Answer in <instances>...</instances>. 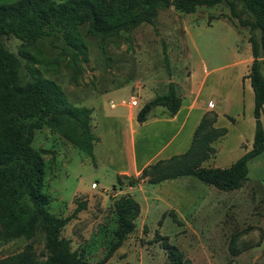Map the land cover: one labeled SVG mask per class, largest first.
I'll return each instance as SVG.
<instances>
[{"label": "rangeland", "instance_id": "374dc122", "mask_svg": "<svg viewBox=\"0 0 264 264\" xmlns=\"http://www.w3.org/2000/svg\"><path fill=\"white\" fill-rule=\"evenodd\" d=\"M232 1L240 16L249 19L239 1ZM197 10L210 19L215 15L223 16L228 7L220 3ZM157 12L152 25L142 23L130 31H120L102 39L90 33L86 24L79 25L81 52L66 43L62 32H53L30 44L12 35H2L0 42L19 59L20 83L32 80L31 69H34L35 76L53 80L66 99L75 104L86 103L104 85L111 83L118 87L111 94L112 100L117 102L131 93L138 94L134 80L144 82L151 76L164 80L170 78L171 69L174 75L183 77V14L171 7ZM232 21L236 20L232 18ZM219 30L215 28L216 32L209 39L215 59L222 60L218 63L224 65L229 59L222 54L229 47L220 41ZM260 72L264 78V63ZM212 80L207 81V86ZM236 82V73L226 72L221 90L233 91L236 102L230 115L239 112L243 120L239 118L237 126H232L222 119L221 122L228 125V133L216 140V152L204 160L208 164L205 167H226L242 155V148H250L247 141L240 142L252 140V113L251 109L243 107L244 98L241 91L237 92ZM91 103L95 109L89 125L101 137L94 149L101 161L99 167L93 166V160L46 126L35 130L31 141L32 148L43 159L41 191L48 197L47 211L57 219L66 220L59 237L69 239L71 249L82 248V258L88 264H170L157 233L166 236L191 264H264V152L248 162L247 179L238 189L220 190L193 175L179 176L174 185L150 184L143 179L129 185L126 176H117V180L110 171L112 164L119 162L122 144L120 124L103 115L110 111L109 99L101 94ZM260 119L264 131V112ZM143 136L141 128L135 137L139 151L143 149ZM159 142L151 140L146 149L154 151ZM140 182L145 183L136 186ZM160 193H164L171 208L166 207V201L157 199ZM122 194L131 195L139 204L135 227L111 256L100 263L114 240L116 215L112 203ZM78 202L84 203V208L73 214ZM169 211L174 213V220ZM44 242L45 233L41 228L30 239L18 237L4 241L0 238V259L30 243L37 260L42 261L47 255Z\"/></svg>", "mask_w": 264, "mask_h": 264}, {"label": "trees", "instance_id": "16d2710c", "mask_svg": "<svg viewBox=\"0 0 264 264\" xmlns=\"http://www.w3.org/2000/svg\"><path fill=\"white\" fill-rule=\"evenodd\" d=\"M243 19L232 0H14L0 2V37L12 35L34 43L53 32H62L67 44L78 52L83 44L78 26L86 24L88 31L100 39L120 31H130L138 25L154 24L159 9L173 8L183 14L197 7H212L226 3V18L237 27H246L252 60L247 77L253 94L254 129L250 148L226 167H205L201 163L215 154L213 141L226 133L215 127V113H204L193 130L188 148L177 155L147 164L138 176H126L129 185L138 180L154 184L179 176L193 175L220 190L240 188L247 179L248 162L264 152V132L260 120L264 109V78L260 60L264 58V0H238ZM234 18L236 21H232ZM20 62L17 56L0 42V238H32L38 229L45 233L47 252L38 261L30 243L0 259V264H88L83 249H71L69 239L59 237L66 220L57 219L47 211L48 197L43 186V159L31 146L34 131L42 126L61 136L86 157L93 160L96 140L89 125L91 109L70 103L60 87L47 78L34 75L32 80L19 82ZM180 105L171 81L164 93L155 95L136 112V120H144L154 106H163L174 114ZM119 180V177H117ZM116 218L114 240L100 260L105 262L135 227L140 208L129 194H122L112 203ZM84 208L78 202L73 214ZM174 220V213L169 211ZM161 220V218H160ZM160 220L158 224H160ZM156 237L170 264H191L182 252L168 242L166 236Z\"/></svg>", "mask_w": 264, "mask_h": 264}, {"label": "crops", "instance_id": "0c3cea01", "mask_svg": "<svg viewBox=\"0 0 264 264\" xmlns=\"http://www.w3.org/2000/svg\"><path fill=\"white\" fill-rule=\"evenodd\" d=\"M218 5L219 4L212 7ZM197 8L192 13H182L181 35L184 52L181 62L184 71V73H182L183 77H178V74L174 75L171 69L170 78L165 77L164 80L157 79L156 76H151L144 80V82L138 79L134 80V88L138 94L131 93L128 95V98L121 99L117 102L112 100L111 94L118 87L110 83L109 85H104L103 88L93 97L89 98L86 103H72L76 106L90 108L91 113L89 121H91L95 109L94 104L91 103L92 100L101 94L109 99L110 111L104 112L103 115L112 122L120 124V139L122 144V148L119 151V162L112 164L106 161V163L112 164L113 167L109 165L112 169L110 170L108 167L107 169H109L116 178L117 176L136 177L139 175L140 170L147 164L158 159H166L172 155L184 152L190 144L194 128L204 113H215L216 116L213 125L226 129V133L222 137L228 133V125L221 122L223 121L222 119L230 123L229 125L233 126L234 124L237 126V120L239 118L243 120L244 116L239 112L236 115H230V109L236 101H233V91L221 90L223 84L226 82V72L236 73L237 92L239 93V91H241L242 97L244 98L243 107L248 109V111L251 109L252 113L253 94L247 77L252 56L250 45L247 41V28L232 25L226 18V15H228L227 11L224 12L223 16L215 15L208 19L206 16L204 17L202 12L197 10ZM215 28L220 29L218 32L220 41L226 43L229 47L227 52L222 54L223 57H228L229 59V62L224 65L218 63L222 60L218 61L215 59L216 54L215 51L212 50V44H210L212 41L209 38L216 32ZM219 58L222 59L221 57ZM263 63L264 58L260 60V68L262 70ZM178 71L180 70L178 69ZM209 79H213V82L210 86H207L206 83ZM169 81L173 83L175 93L180 98L178 110L174 114H170L163 106H154L147 112L144 120L138 122L136 120L137 110L155 95L164 93ZM216 89H219L221 92ZM131 95L137 96L138 104H140L139 107L130 106L128 104ZM238 103H240V95ZM262 112H264V109ZM260 120L262 122V119ZM90 127L93 132L91 125ZM141 128L144 130V136L142 137L143 141L141 142L143 149L139 151L135 146V137ZM93 134L96 137L92 148L93 166L97 168L99 164H101V161L96 157L94 149L95 145L100 142L101 137L94 132ZM154 139L160 141L159 145L154 148V151H152V149L147 150L146 146H148V143L151 144V140ZM216 140L212 143L214 148ZM246 141L251 144L252 140H241L240 143L243 144ZM247 149L248 148H242V154ZM201 165L207 166L208 164L206 161H203ZM177 178L178 177L167 179L159 183L161 185L168 183L174 185L177 184L174 183ZM142 183L144 184L145 182L137 183L136 186ZM164 193H160L157 199H162L167 202ZM147 202L149 203V200H147ZM166 207L171 208L172 206L167 202Z\"/></svg>", "mask_w": 264, "mask_h": 264}, {"label": "built area", "instance_id": "2783aa9c", "mask_svg": "<svg viewBox=\"0 0 264 264\" xmlns=\"http://www.w3.org/2000/svg\"><path fill=\"white\" fill-rule=\"evenodd\" d=\"M128 104L130 106H137L138 101H137V96L136 95H131L128 101Z\"/></svg>", "mask_w": 264, "mask_h": 264}]
</instances>
